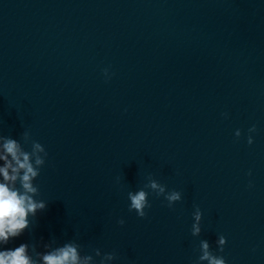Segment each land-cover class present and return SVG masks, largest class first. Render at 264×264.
<instances>
[{
    "label": "clouds",
    "instance_id": "obj_1",
    "mask_svg": "<svg viewBox=\"0 0 264 264\" xmlns=\"http://www.w3.org/2000/svg\"><path fill=\"white\" fill-rule=\"evenodd\" d=\"M106 82L111 79L109 69L103 70ZM227 117V113H222ZM247 143L253 144V133L257 131L253 124L248 128ZM240 138L242 132L237 129L234 133ZM25 146H29L26 148ZM48 158L46 148L38 141L34 140L29 131H24L20 139H14L12 136L0 134V244H7L10 239L19 237L23 232L29 229L36 218L38 212L47 209L48 202L39 199L41 196L40 186L36 181L41 175V170L45 166ZM251 176V170L248 172ZM120 176L116 177L119 183ZM146 183L135 191H127L129 212H135L139 218H146L147 209L151 208L149 195L156 198L163 197L167 207L173 208L177 202L182 200V192L172 189L167 185L160 183L152 174L146 178ZM248 187H253L249 181ZM193 223L191 226V235L199 237L202 232L201 222L203 212L198 205H194L192 213ZM117 223L124 225V219H119ZM78 233L76 238L65 242L62 246L51 247L44 253H36L39 260L29 254V246L20 244L14 249L0 251V264H113L118 259L115 250L112 252H102L100 248H91L90 252H84L83 246L78 242ZM54 243V241H53ZM227 243L224 235H219L216 240V249L213 250L207 239L199 241L197 249V258L194 264H227L222 253ZM35 251V246H33ZM255 251V249H253ZM83 253V254H82Z\"/></svg>",
    "mask_w": 264,
    "mask_h": 264
}]
</instances>
